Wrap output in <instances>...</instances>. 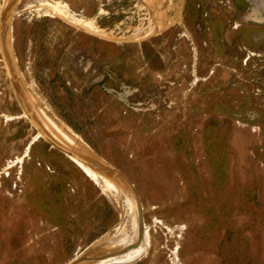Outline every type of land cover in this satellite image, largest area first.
<instances>
[{"label":"rangeland","instance_id":"rangeland-1","mask_svg":"<svg viewBox=\"0 0 264 264\" xmlns=\"http://www.w3.org/2000/svg\"><path fill=\"white\" fill-rule=\"evenodd\" d=\"M83 256L264 264V0H0V264Z\"/></svg>","mask_w":264,"mask_h":264},{"label":"bare ground","instance_id":"bare-ground-1","mask_svg":"<svg viewBox=\"0 0 264 264\" xmlns=\"http://www.w3.org/2000/svg\"><path fill=\"white\" fill-rule=\"evenodd\" d=\"M54 3V2H53ZM50 7V6H49ZM53 10H55L57 13H59L60 15H62V16H64V17H66V18H69V19H71V20H73V21H75V22H77V23H82V24H84V26L85 27H87V28H89V29H91V30H93V29H96V25H95V23L94 22H92V21H86L85 19L83 20V19H81V18H78V17H76L74 14H73V12L70 10V7H69V5L67 4V3H65V2H60V1H58V2H56L54 5H53ZM4 22H2V24H3ZM73 155V154H72ZM74 156V158H76V159H78V160H80V161H82V162H87V161H85V160H83L82 158H79L78 156H76V155H73ZM81 164L83 167H84V169L86 170V172H87V174L95 181V182H97L98 184L99 183H102V184H104L105 186H106V188H107V190L108 189H113V187H115L116 188V190H117V187H118V184L115 182V180H113V179H116V178H114L111 174H109V173H105V174H102V173H100V171H98L97 169H95V168H92V166H90L89 164H87V163H89V162H87V163H85V164ZM87 164V165H86ZM94 166V165H93ZM105 172V171H104ZM104 187V186H103ZM106 190V189H105ZM123 190V189H122ZM113 191V190H112ZM139 238V237H138ZM143 243V242H142ZM144 245V244H143ZM130 247V246H129ZM128 247V248H129ZM136 249V248H135ZM129 250V249H128ZM126 251V250H125ZM123 251H120V253H122ZM140 253H141V249H137V250H135V251H133V252H126L125 254H123L122 256L120 255V257H121V259H120V261L121 262H130V261H132L134 258H136L138 255H140ZM114 254V253H113ZM116 255V254H115ZM109 257H110V255H108ZM111 256H113V255H111ZM104 257V256H103ZM107 257V256H106ZM106 257H105V259H106ZM112 258V257H111ZM110 258V259H111ZM100 259V258H99ZM100 260V261H97V262H95V263H93V264H104V263H106V262H104V261H106V260ZM113 259H115V258H113ZM113 259H111L110 261H112ZM96 260V259H95ZM109 260V259H108ZM114 262H116V261H114ZM108 263H110L109 261H108Z\"/></svg>","mask_w":264,"mask_h":264},{"label":"water","instance_id":"water-1","mask_svg":"<svg viewBox=\"0 0 264 264\" xmlns=\"http://www.w3.org/2000/svg\"><path fill=\"white\" fill-rule=\"evenodd\" d=\"M67 150H68V149H65L66 152H67ZM67 153H68V152H67ZM69 153H70V154H73V155H76V156H78L79 158H82L83 160H85V161L91 163L92 165H94L96 168H97V166H99L97 163L91 161L87 156L82 155V154H80V153H78V152H76V151H70V150H69ZM140 226H141V231L143 232V231H144V228H143L142 224H140ZM82 259H86V256H83L82 258H80L79 260L75 261V262L72 263V264H78V263L80 262V260H82ZM87 260H88V259H87Z\"/></svg>","mask_w":264,"mask_h":264}]
</instances>
